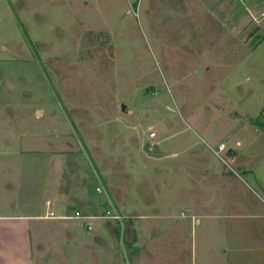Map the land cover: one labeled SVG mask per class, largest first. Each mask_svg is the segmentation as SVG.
Listing matches in <instances>:
<instances>
[{
	"label": "rangeland",
	"instance_id": "374dc122",
	"mask_svg": "<svg viewBox=\"0 0 264 264\" xmlns=\"http://www.w3.org/2000/svg\"><path fill=\"white\" fill-rule=\"evenodd\" d=\"M263 10L264 0H0V150L45 158L34 183L22 176L21 195L57 159L61 168L56 218L35 221L27 238L32 264H129L99 217L107 208L138 227L165 208L264 211V129L251 122L261 116L233 113L249 51L239 36L250 46ZM74 207L97 216L72 217ZM45 221L79 228L54 235L56 259L45 255ZM205 221L216 234L220 219ZM95 226L105 240L96 248Z\"/></svg>",
	"mask_w": 264,
	"mask_h": 264
},
{
	"label": "crops",
	"instance_id": "0c3cea01",
	"mask_svg": "<svg viewBox=\"0 0 264 264\" xmlns=\"http://www.w3.org/2000/svg\"><path fill=\"white\" fill-rule=\"evenodd\" d=\"M235 21L236 19H234ZM255 21L257 24L248 32L250 38L254 39L250 46L244 34L239 36L241 48L244 43L248 45L249 51L244 62L240 58L237 66V69L242 71L239 80L234 85L238 93L235 97L236 106L234 108L236 107V110L234 109L233 113L235 116H242L243 112L250 117L261 116L259 121L252 119L251 122L264 129V17L261 15ZM237 23L240 24V19L237 20ZM253 30L255 31L253 32ZM247 110H251V115L246 112ZM22 155H25L22 151L0 150V264L34 263V257L31 253L32 243L28 249L27 238L30 237L32 229L40 228L35 221L56 218L47 215L50 211L53 212V208L57 205V197L62 190L60 187L61 176L58 173L61 168L57 159V163L55 162L57 172L53 176L48 175L44 178L45 182L35 187L32 184L31 188L29 187L28 191L25 190V194L21 195L23 192L20 183L22 176L27 178V182L33 181L34 183L32 174L35 173L32 166L39 165V160L42 158L27 157L30 159L26 161L27 158L22 157ZM39 166L42 173L45 170V158L42 165ZM24 169L27 171L26 174H23ZM46 201L49 202L46 203ZM74 208L80 209V207ZM187 208L193 210V207L188 206ZM246 208L235 209V207L230 206L227 210L211 211L203 207L201 211L197 210L190 216L178 215L174 217L170 215L174 213L169 211V208H165V210L157 211L155 215H145V217H152V220H157L156 222L150 220L145 224V227L142 225L138 227L132 218L127 217L130 220H127V223L121 222L120 230L123 235L121 238L127 245L128 263L240 264L243 258L247 260L253 254L258 257L257 260L260 261V264H264V211L258 212L259 207L254 204L248 206L250 211H247ZM193 216H196L194 223ZM163 218H174L175 220L165 226L159 222ZM245 218H253L254 220H246ZM103 219L105 220V231L117 238L118 222L108 220L105 217ZM177 219H183L184 222L176 221ZM205 219H220L215 244L213 238L210 237L216 234L211 232L209 222H206ZM47 223L48 221H45V246L48 249L45 255L46 257L52 255V258L49 259H56L57 256L54 255L55 245L59 240L62 242L63 239L68 240L71 236H75L72 231H78L79 228L72 226L71 229L63 223H55L48 228L46 227ZM85 225H88L87 222ZM102 226L104 224L100 223V228ZM90 227V225L87 226V228ZM163 227L167 229L166 236L168 238L158 235L162 234ZM94 229L96 230L95 238L89 240V243L91 247L96 248L99 242L102 241L103 243L105 240L100 237L96 226ZM48 231L50 232L48 233ZM55 234L59 235L55 239L58 240L56 243L53 238ZM76 236L77 239L79 233ZM19 243H23V250L19 248ZM253 250L255 252L251 253ZM26 252H29V255ZM242 252L248 253H245V257H243ZM253 260L256 261L255 264H259L256 259ZM45 264L48 262L46 261ZM250 264H252L251 259Z\"/></svg>",
	"mask_w": 264,
	"mask_h": 264
},
{
	"label": "trees",
	"instance_id": "16d2710c",
	"mask_svg": "<svg viewBox=\"0 0 264 264\" xmlns=\"http://www.w3.org/2000/svg\"><path fill=\"white\" fill-rule=\"evenodd\" d=\"M152 138V137H151ZM219 146V144H218ZM231 154L234 153V150H229ZM98 189V187L96 188ZM75 210L78 209L80 212L81 210L79 208H74ZM82 213V212H81ZM84 214V213H83ZM86 215V214H84ZM88 216H91L90 218H95L97 215H88ZM100 218H103L105 217L106 219L108 220H116V222H118L117 224V230H116V235H117V238H120V237H123V235L121 234V230H120V226H121V222H125L127 223V220H130V218H127V217H124L122 216V214L116 212V211H113L109 208L105 209V211H103L100 215H99ZM84 225H85V222H84ZM88 225H85V227L87 228Z\"/></svg>",
	"mask_w": 264,
	"mask_h": 264
},
{
	"label": "built area",
	"instance_id": "2783aa9c",
	"mask_svg": "<svg viewBox=\"0 0 264 264\" xmlns=\"http://www.w3.org/2000/svg\"><path fill=\"white\" fill-rule=\"evenodd\" d=\"M262 17H264V10H263V12H262ZM155 136V132H153V131H151L150 133H149V137H154ZM224 143L222 142V143H220L219 144V146H218V150H220V149H224ZM47 216H49V217H56V215L54 214V212H52V211H50L49 213H48V215ZM72 217H77V218H83V219H87V218H90L91 216H88V215H84L83 213H81L78 209H76V210H74V213H73V216Z\"/></svg>",
	"mask_w": 264,
	"mask_h": 264
}]
</instances>
